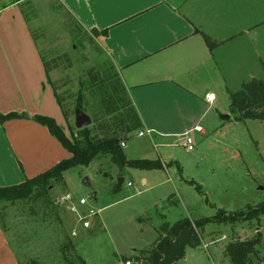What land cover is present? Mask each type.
Wrapping results in <instances>:
<instances>
[{
	"label": "rangeland",
	"instance_id": "374dc122",
	"mask_svg": "<svg viewBox=\"0 0 264 264\" xmlns=\"http://www.w3.org/2000/svg\"><path fill=\"white\" fill-rule=\"evenodd\" d=\"M233 1L244 8L240 25L244 23L246 31L230 43L225 81L217 80L212 88L214 101L203 106L209 109L199 122L202 133H188L192 149H186L183 137L177 134L138 136V131L145 130L140 123L126 133L122 152L126 158L159 160L163 167L118 170L108 155L99 156L86 166L63 171L62 184L49 187L52 202L45 209L36 204L32 211L28 202L0 204L3 233L18 264H79L76 256L87 264H117L149 248L163 228L182 217L196 220L213 216L218 208L245 211L264 202V121L223 117H233L228 109L229 94L241 82L252 77L264 80V0ZM23 8L43 61L52 63L46 80L67 110V120L62 113L60 120L65 135L69 139L75 136L71 127L78 105L90 117L87 127L99 135L98 123L113 115L96 101L99 85L91 81L100 84L102 80L115 101L122 94L109 57L96 37L67 17L55 0H31ZM52 153L58 155L56 150ZM32 165L34 174L43 169L40 161ZM8 167V161L0 164V186L18 183L17 178L4 177ZM119 176L123 182L116 188ZM83 177L90 187L81 183ZM80 198L86 200L84 205H78ZM89 208L97 214L89 217V228L84 229L78 214ZM257 233L260 264H264V212L234 223H207L198 232V245L187 246L177 264H231L224 246Z\"/></svg>",
	"mask_w": 264,
	"mask_h": 264
},
{
	"label": "crops",
	"instance_id": "0c3cea01",
	"mask_svg": "<svg viewBox=\"0 0 264 264\" xmlns=\"http://www.w3.org/2000/svg\"><path fill=\"white\" fill-rule=\"evenodd\" d=\"M30 1L0 0V111L27 116L0 123V164L8 161L4 177L17 178L18 183L38 174L32 173L36 169L32 163L40 161L44 171L65 155L46 127L30 118L48 115L63 129L37 37L24 15L23 5ZM55 1L83 29H107L97 42L144 129L159 137L202 133L199 122L209 109L203 106L214 101L217 80L225 81L230 43L246 31L245 24L240 25L243 7L233 0ZM203 35L214 42L212 47ZM0 264H18L1 229Z\"/></svg>",
	"mask_w": 264,
	"mask_h": 264
},
{
	"label": "trees",
	"instance_id": "16d2710c",
	"mask_svg": "<svg viewBox=\"0 0 264 264\" xmlns=\"http://www.w3.org/2000/svg\"><path fill=\"white\" fill-rule=\"evenodd\" d=\"M21 1L26 0H14V2ZM23 11L25 12L24 9ZM24 15L27 17L26 12ZM89 32L92 36L97 37L106 35L107 29L98 31L95 28H91ZM203 37L208 47L214 45V42L208 36L203 35ZM42 62L47 75L48 69L52 64L51 60L46 62L43 61L42 57ZM91 83L95 86L99 85L97 86L98 95L95 99L106 113L113 115L111 120L106 119L98 123L99 135L92 134V131L87 126L80 129L71 127L72 129L75 128L76 132L74 138L69 139L62 127L52 117L41 114L31 116L30 118L34 122L46 127L49 134L69 152V155L44 171L25 178L20 183L0 186V204L4 202L8 204L28 202L31 205L29 206L31 210L34 209L33 207L36 204L40 208L45 209L52 202L49 187L62 184L63 171L75 165L86 166L99 156L108 155L118 170L123 167L158 169L164 166L159 160L146 158L129 159L125 157L120 142H124L127 132L140 124L138 113L121 83L122 94H119L118 98L120 102L113 100L102 80H100V84H97L95 79ZM53 94L63 118L67 120V110L54 89ZM229 98L228 109L233 117L228 115L225 118L226 120L241 121L252 118L264 121V80L252 78L241 83L237 91L229 94ZM78 107L80 108L79 105ZM24 117L27 116L15 111L0 113V123ZM189 183L191 182L189 181ZM195 187L199 189L198 185H195ZM262 212H264V202L254 207L249 206L245 211L226 212V210L218 208L213 216L196 220L182 217L170 226L163 228L162 233L156 237L149 248L135 252L130 256V259L136 264L177 263L183 258L187 246L194 247L198 245L200 241L198 232L207 223H234L239 220H249L258 217ZM1 219L0 214V225L3 231ZM223 251L231 264H260V234L257 233L255 236L242 240L230 241L224 246ZM76 258L79 264H87L81 257L76 256ZM68 264L74 263L68 261Z\"/></svg>",
	"mask_w": 264,
	"mask_h": 264
},
{
	"label": "built area",
	"instance_id": "2783aa9c",
	"mask_svg": "<svg viewBox=\"0 0 264 264\" xmlns=\"http://www.w3.org/2000/svg\"><path fill=\"white\" fill-rule=\"evenodd\" d=\"M207 100L208 101H211L213 98H212V95L211 94H208L207 96ZM193 129H197V127L193 128ZM151 131L150 129H145L144 131H139L137 133L138 136H142V135H150ZM181 137H183V145L186 147V149L190 150L192 149L193 145V141L192 139L188 136V132H185L181 135ZM120 145L123 146L124 145V142L121 141L120 142ZM130 183L127 182V185H129ZM69 196L66 195L64 198L67 199ZM86 203V200L84 198H80L78 200V205H84ZM70 210H72V212H76V209L74 207H71ZM97 214L96 211H94L93 209L89 208V209H85V213L83 215H79L78 214V221L80 223V225L82 226V228H89V225H90V220H89V217L92 216V215H95ZM117 264H134L133 260L131 259H125V260H118L116 262ZM136 264V263H135Z\"/></svg>",
	"mask_w": 264,
	"mask_h": 264
},
{
	"label": "water",
	"instance_id": "95a60500",
	"mask_svg": "<svg viewBox=\"0 0 264 264\" xmlns=\"http://www.w3.org/2000/svg\"><path fill=\"white\" fill-rule=\"evenodd\" d=\"M224 116L227 117L226 114ZM90 122H91L90 117L86 113H84L79 108H76L74 110V127L76 129H80V128L86 127V126H88L90 124ZM122 182H123V178L121 176H119L117 178L116 188H118L121 185ZM81 183L84 186L90 187V182H89L87 177H83L82 180H81ZM173 264H177V263H173Z\"/></svg>",
	"mask_w": 264,
	"mask_h": 264
}]
</instances>
